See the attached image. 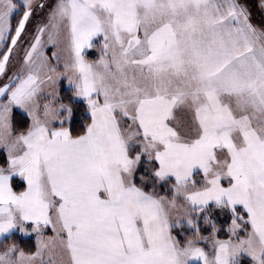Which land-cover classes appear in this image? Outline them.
<instances>
[{"label":"snow or ice","instance_id":"6c2138e0","mask_svg":"<svg viewBox=\"0 0 264 264\" xmlns=\"http://www.w3.org/2000/svg\"><path fill=\"white\" fill-rule=\"evenodd\" d=\"M20 2L13 20L20 4L0 0V233L32 222L36 236L0 242V264H264V0ZM190 15L210 38L199 71L161 88L162 66L183 69ZM61 77L91 114L75 135ZM210 204L231 210L224 236Z\"/></svg>","mask_w":264,"mask_h":264},{"label":"rangeland","instance_id":"374dc122","mask_svg":"<svg viewBox=\"0 0 264 264\" xmlns=\"http://www.w3.org/2000/svg\"><path fill=\"white\" fill-rule=\"evenodd\" d=\"M243 2H247V0H243ZM17 3L20 4V7L13 9V11L11 13L12 17L15 13L19 12L20 10L22 11V9H23V4L20 2V0H17ZM34 18H42V14L39 13L38 10L34 11ZM252 19L254 22H261L260 16L258 13H254L252 16ZM189 20H191L193 23L199 24L200 17L195 16V15H190L188 17V19L178 22V27H179L180 34H181L180 38L182 39V41H184V44H185V47L183 49V51H184L183 69L178 73L177 69L174 67H171L168 65L162 66L160 71H159L158 76L156 77V80L159 83V86L161 88L168 89V90H175L177 87H182L183 85L188 84L191 81L192 77L199 71V63L197 61L196 49L194 48V45L197 43L207 45L210 38H206L205 34L200 30L193 31L191 25H189L188 27H185V25L188 24ZM33 26L34 25L30 22L27 27L29 30H31L33 28ZM99 42H100L99 36L93 37L91 40L92 44H99ZM84 54L89 59H95L98 56V51L95 47L85 48ZM61 81H63L65 83L66 88L71 90V92H72L71 97L73 99L79 100V101H84L86 106H87L85 98L78 96V95H75L74 84L69 82L65 77H61L57 82L58 83V88H57L58 96L56 97V99L58 101L62 102L61 97H60V93H59ZM220 86L222 88H224L225 90L228 88L227 83H221ZM13 110H17L19 112H22V109H20L18 106H14ZM66 111H68V110L62 108L60 110V115L64 116ZM87 114L90 116V119H91V114L88 110V106H87ZM70 118H71V111L68 113L67 118L62 121V125L68 127V123L70 121ZM52 123H53L54 127L61 126V122H59V121L54 120ZM170 123H172L174 126L178 127V129L181 132L185 131L184 126H183V121L181 120L179 112H177L175 114V119L170 121ZM0 151L2 152V150H0ZM153 164L155 166V162H153ZM12 178H16V186H18L20 188V189L16 190V189H14V187L12 185L13 189L15 191L21 190L24 187V182H23L22 178L15 176V175H13ZM209 207L213 208V206L211 204L209 205ZM237 208L239 209L240 206L237 205ZM212 217L215 220V222L221 226L220 231L218 232V235H220V236L226 235V232L223 231V228H224V225L229 223L231 218H232L231 210L227 207L213 208ZM32 226H33L32 222H25L24 228L26 229V231H21L20 226L16 225V226L10 228L8 230V232L0 233V242L4 238L10 236L11 234L16 233L23 238L32 239L35 243L36 233L31 231ZM210 228H211L210 225L203 224L202 222L200 223V231L201 232H208V231H210ZM192 230L193 229L190 226L184 228L185 232H190ZM43 231H47V230L44 229ZM242 257L249 258L250 262H251V258L248 257L247 254L242 252L237 256V258L235 259L233 264H240ZM186 264H201V261L199 258H190L186 261Z\"/></svg>","mask_w":264,"mask_h":264},{"label":"trees","instance_id":"16d2710c","mask_svg":"<svg viewBox=\"0 0 264 264\" xmlns=\"http://www.w3.org/2000/svg\"><path fill=\"white\" fill-rule=\"evenodd\" d=\"M20 12L21 10L15 13L12 19L15 20L16 16ZM59 93H60L61 101L63 103H67L70 106L71 118L68 123V129L72 134L74 135L78 134L80 131L84 130L86 123L90 121V116L87 114V106L84 101L75 100L71 97L72 92L70 89L65 87V83L63 81L60 82ZM20 113L21 112L17 110H13L14 122H15V117ZM2 158H3L2 152L0 151V159ZM11 181L14 189L16 190L20 189L18 186H16V178H12ZM9 240L14 241L16 244H18L21 248L25 250H30L35 247V243L32 239L23 238L16 233H13L10 236L4 238L1 242H7ZM250 263L251 262L249 258L246 257L241 258L240 264H250Z\"/></svg>","mask_w":264,"mask_h":264}]
</instances>
